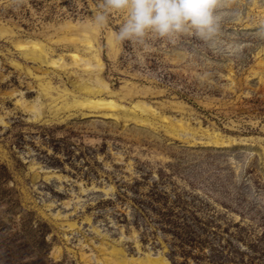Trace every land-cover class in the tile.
<instances>
[{"label": "rangeland", "instance_id": "rangeland-1", "mask_svg": "<svg viewBox=\"0 0 264 264\" xmlns=\"http://www.w3.org/2000/svg\"><path fill=\"white\" fill-rule=\"evenodd\" d=\"M97 5L0 0V264H264V0L144 45ZM97 77L150 123L78 107Z\"/></svg>", "mask_w": 264, "mask_h": 264}, {"label": "clouds", "instance_id": "clouds-1", "mask_svg": "<svg viewBox=\"0 0 264 264\" xmlns=\"http://www.w3.org/2000/svg\"><path fill=\"white\" fill-rule=\"evenodd\" d=\"M223 0H98L97 11L87 23L107 25L113 14L122 21L112 33L114 42L144 45L146 38L172 40L194 35L213 42L221 31Z\"/></svg>", "mask_w": 264, "mask_h": 264}, {"label": "bare ground", "instance_id": "bare-ground-1", "mask_svg": "<svg viewBox=\"0 0 264 264\" xmlns=\"http://www.w3.org/2000/svg\"><path fill=\"white\" fill-rule=\"evenodd\" d=\"M90 43V41H89ZM22 48H27L29 47L28 44H23V46H21ZM33 48H37L38 50L42 51V48L37 44V43H33L32 44ZM74 60L77 62H81V63H85V65L88 66L89 69H91L94 66V63L91 62L90 60H84L83 58H81L78 54H74ZM63 58H59L53 61V65H55L56 67H60L62 66V64L60 63V61H62ZM100 59H98V64L96 65V67L101 66L100 63ZM43 86V90L46 91L48 89V87L46 85H42ZM80 91H83L85 93V97L83 99L78 100V103L76 104L78 107L81 108H89L91 110L94 111H101L103 113L106 114H110V115H117L121 117L125 116L127 118H131L133 120H136L138 122H142V123H150L149 120V113L151 112L150 108L146 105V104H141L139 102H135L132 103L131 106H126L122 103H120L117 99L114 98V96H117L116 93L110 91L108 89V84L105 83L100 77L96 78V85L95 86H87V87H80ZM107 92V97H104V93ZM127 93H124L122 97L127 96ZM25 110H29L32 114L34 118H37L39 116H41V111L40 109L37 107L36 104H27L25 102V100L20 99L18 101ZM140 111L141 113L145 114L146 113V118H142V117H138L139 115L137 114ZM134 112V113H133ZM175 130H181L184 131L186 130V127L184 126V124L182 123L180 125V127H178V129ZM215 143H222L220 141L214 140ZM146 264H169V262L162 258L161 260H150L147 261Z\"/></svg>", "mask_w": 264, "mask_h": 264}]
</instances>
